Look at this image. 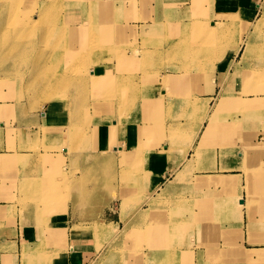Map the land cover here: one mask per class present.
<instances>
[{
    "label": "crops",
    "instance_id": "1",
    "mask_svg": "<svg viewBox=\"0 0 264 264\" xmlns=\"http://www.w3.org/2000/svg\"><path fill=\"white\" fill-rule=\"evenodd\" d=\"M41 1L20 0L21 8ZM190 1L151 0L149 6H144L148 9L137 8L126 14L117 4L113 6L112 19L118 26L130 17L160 22L159 26L145 27L142 35L139 33L140 43L144 35L163 26L165 32L170 27L175 33L186 28L179 25L192 17L193 11L184 9ZM95 2H76L74 10L82 19H93L98 11L92 7ZM257 3L258 0H212L211 6H206L215 15L211 20H218V14H222L230 20L237 17L243 21L236 29L238 43L245 35L244 28L252 31L251 25L259 14ZM163 7L175 14L163 13ZM135 23L140 31L143 23ZM125 31V38L133 41L131 32L127 28ZM250 36L251 51L245 53L246 43L237 51L235 47L223 62L215 65L216 71L210 75L185 76L170 71L173 77L167 85L160 84L162 79L158 75L142 91L140 76H126L136 101L126 112L117 106L100 107L99 116L92 117L91 105L77 109L72 98L59 96L33 108L12 93L7 100H0V264H264V121L239 124L231 120L230 113L236 108L237 97L262 104L260 115L264 118V75L258 79L254 71L263 65L253 54L260 41L258 34L251 32ZM153 41L149 37V42ZM111 67L114 76L120 78V74H115V60H111ZM108 70L103 66L98 77L104 78ZM148 96L161 103L152 112L148 108L152 121L143 124L144 110L136 106ZM176 97L179 100L173 101ZM221 99L222 107L210 126L207 117ZM196 104L201 105V111ZM161 110L165 115L160 122ZM120 113L125 115L116 116ZM109 114L116 118L109 119ZM177 114L183 117L176 118ZM87 124L94 140L80 143L76 131ZM140 126L147 134L153 131L152 138H144L142 145ZM113 129L121 135L113 133ZM171 129L178 130L174 144L169 140ZM255 131L259 133L256 140L251 138L246 143L259 149L246 154L241 140L244 133L255 136ZM188 133H193L192 142L188 141ZM139 146H142L141 156L137 152ZM195 146L199 147L195 152L197 157L193 153ZM120 149L130 154L131 160H136L143 170V201L139 202V196L133 199L140 189H125L133 186L135 179L123 181L125 186L118 179L117 186L109 180L114 162L120 161ZM192 157L188 177L197 178L193 182L195 189H175L183 181L174 189L163 188L170 180L172 183L185 164L191 165L188 160ZM250 170H258V174L253 175ZM181 175L177 173L176 177ZM205 176L212 183L209 188L202 186L206 179L201 177ZM161 193L160 201L176 199L179 194L181 220L189 218L184 213L183 200L194 193L197 205L194 245L146 249L142 255L131 258L124 250V235L113 240L107 237L103 226L113 223L122 229L128 220V227L150 223L145 215L156 205H152V199ZM124 196L136 200V208L122 219L120 208Z\"/></svg>",
    "mask_w": 264,
    "mask_h": 264
},
{
    "label": "rangeland",
    "instance_id": "2",
    "mask_svg": "<svg viewBox=\"0 0 264 264\" xmlns=\"http://www.w3.org/2000/svg\"><path fill=\"white\" fill-rule=\"evenodd\" d=\"M81 1L83 0H61V3L57 4V0H42L41 2L29 4L21 8L20 0H0V100L3 98H5L3 100H7V96L9 97L10 93H12L18 100L28 101L29 108H33L34 105L46 104L53 97L59 96L65 99L69 98L70 100L72 98L71 101L77 109L84 104L91 105L93 110L91 116H99L97 111L100 107L110 109L117 106L118 109L122 110L124 107L123 104H125L127 100L126 98L131 95L133 96L131 92L133 89L131 85L127 83L126 76H141L139 85H141L140 89L142 91L144 85H148L151 79L158 75L162 79L160 84L162 86L167 85L171 77H173L171 73L169 74L170 71L185 76L191 74L210 75L216 71L215 65L219 61L223 62L228 53L234 52L235 47H237L236 49L241 47L238 46L236 41V29L240 28L241 22L243 21L238 18L235 20L236 22L232 21L226 24V26L231 25V27L228 26L229 28L219 29L218 32L212 34V37L203 33L201 30L197 31V29L195 30L190 27L183 28L184 31L182 29L178 33H175L174 30L169 27L166 31L168 35H166L165 27L163 26L150 35H144L141 42L138 43L137 36L140 32V35L144 33L142 32L143 28L159 26L161 25L160 22L152 21L154 20L152 16H149L152 23L147 18L130 17L126 18L125 21L136 20L141 23L147 21L148 24L139 27L140 31L138 27L135 26H132V28L128 26L117 27L112 19V12L107 15V12L104 11L100 16L93 19L86 18L85 20H79L78 17L73 18L72 14L75 3ZM112 1L113 6H115L119 0ZM123 1L124 3L119 2V4H124L123 11L125 14L137 10V8L148 9L147 7L151 3V0H145L146 3L143 0H139V2L137 0ZM211 1L212 0H191L188 2L187 5L191 3L196 5L190 10L193 11V14L189 20L193 19L192 21H195L196 25L203 22L209 25L211 21H215L216 28L220 23L224 22V19L228 17L222 14H218V20L214 18L212 20L210 19L215 16L212 15L210 7L206 6L207 4L211 6ZM69 2L70 4L72 2L71 7ZM258 4L257 6L263 5L264 0H258ZM146 5L148 6L144 8ZM153 8L155 7L153 6ZM149 9H151V7ZM164 9L166 10V8L163 7V13ZM96 10L99 9L97 8ZM74 12L77 11L74 10ZM169 12H172V10L169 9ZM36 21L37 26L32 29V25H34ZM208 21L210 22L208 23ZM112 26L114 27L112 28ZM75 27L79 29L80 35L74 36L70 32V28L74 29ZM126 28L131 32L130 34L133 36V41H129V39L125 38ZM251 29L253 31V25H251ZM148 36L150 38L152 37V41L155 40L149 42ZM169 37L171 39H169ZM257 39L263 44L260 43L259 46L255 45L257 48L253 50V54L255 58L260 60L263 66L255 68L254 71L255 74H257V78L259 76L263 78V28L262 32L257 36ZM147 48H152L151 53L153 54L148 56L147 50H145ZM252 48L253 43L250 42L249 47L245 49V53L251 51ZM135 49H139L137 53L138 58L133 60L130 58V54L133 53V55H135ZM111 60L116 61L117 69L115 74H120V78H116L111 71ZM104 61L106 62L105 64H103ZM94 62H96L97 66ZM107 63L109 64L106 65ZM95 66L101 72L103 66L110 71L108 70L109 72L104 78L98 77L96 79H90L88 77L90 71H97L95 70ZM79 72L82 75L85 74L82 76ZM74 73H79L78 75L81 80L78 78V75L75 77ZM82 77L85 78V80L87 79V82L83 80ZM81 81L85 82L81 83ZM84 86L87 87L85 88ZM146 98V101L141 103V108L139 109L140 111L144 110L143 124L144 122L149 123L152 121L151 116L148 115V108H150L152 112V109L154 111L157 104L161 103L159 99H149V96ZM174 100H179V98H173V101ZM196 100L197 99L193 101ZM223 101L224 100L221 99L220 104L207 117L209 118L208 122L210 126L214 122L215 116L220 111ZM234 101L236 108L230 111L231 120L233 122L239 124L246 122L247 124L253 125L260 121H264L263 115H260L262 104H259L258 101L252 100L249 102L237 97ZM191 105H194V102ZM196 106L200 111L202 110L200 104H196ZM177 109L178 106H176V110ZM162 112L161 110L160 122L164 114ZM123 115L125 114L120 113L116 116L119 117ZM107 116H109V119L110 117L116 118L115 115L109 114ZM192 116H195V114ZM180 117H183V115H176V118ZM112 132L121 135L116 129H113ZM151 132L147 134L144 130L142 131L140 126L139 137L141 145L144 138L146 140L152 138L153 134ZM113 133L112 136L114 137L115 135ZM177 133L178 130H170L169 140L172 144L176 143ZM193 133H188L186 135L188 141L193 139ZM257 134L259 133H256V131L255 136L254 134L251 136L248 133H244V138L241 141L245 144L243 148L247 149L246 154H249L251 150L258 151L257 149L259 148L255 146L251 147L249 143L248 146L246 143L247 141H251V138H257ZM242 135L243 134L240 136ZM76 139L80 143L94 140L93 131L88 124L85 128L77 129ZM198 148V146L193 147V153L196 157L197 155L195 152ZM239 148H242V144ZM141 151L142 146H139L137 152L140 156L142 155ZM76 154L78 153L76 152ZM119 155H121L120 161L114 162L115 171H111L109 175L112 177L109 178V180H112L115 186H117L116 179H118L120 185H122L123 181L127 183L128 179L132 181L135 179L134 185L128 188L125 187V189H140V191L144 189V176L141 166H138V163L135 162L136 160H131L130 154L128 155V153L120 152ZM193 158L194 157L188 160V162H191L189 167L185 164L182 169L177 171V173L182 174L181 177L177 178L176 173L172 179V183L170 180L163 188L170 186L168 189H174L177 184L183 181L181 185L175 189H195L193 182H195L197 178L188 177L193 164ZM250 171L253 175L258 174V170ZM247 172L249 173V171ZM202 178L206 179L202 186L206 188L212 186L208 176L201 177V179ZM124 183L123 185L125 186ZM202 186L198 189H202ZM231 187L222 188L231 189ZM162 193H164V190H162ZM162 193L152 199V205H156L148 212L150 213L148 214L149 216L145 215L146 218L151 220L150 223L144 226L134 225L128 227V220L125 222L122 229L117 228V225L113 223L104 224L116 225V229L118 230L117 235L113 238L107 234V230L104 231L107 237L116 240L121 234L124 235V250H126L125 252H127L128 256L131 258L133 255H142V252L146 249L159 247L167 249L169 246L181 247L194 245L192 241H194L193 238L195 236L196 227L193 223L195 216L194 210L197 206L196 199L193 197L194 193L189 194L191 196L189 199L184 197L185 199L183 200L184 213L187 212L189 214V218L186 220H181V201L179 199V194L176 195V199L170 200L168 198V200L162 199L160 201ZM130 195L131 197L133 196L132 194ZM137 196H139V202L143 201L141 199L143 196L142 191L140 193L136 192L133 199L137 198ZM131 197L124 196L122 199L120 208V216L122 219H125L127 214L136 208V200H133ZM179 221V224L176 223ZM155 222L156 224H154ZM151 236L152 241H150ZM191 252L192 251L189 249L188 253L191 254Z\"/></svg>",
    "mask_w": 264,
    "mask_h": 264
},
{
    "label": "bare ground",
    "instance_id": "3",
    "mask_svg": "<svg viewBox=\"0 0 264 264\" xmlns=\"http://www.w3.org/2000/svg\"><path fill=\"white\" fill-rule=\"evenodd\" d=\"M95 1H97V2H95L94 3V5H93V7L95 8V10L98 8L99 10L96 12V15L94 16V17H98V16H100L101 15V13L104 11V12H107V15L110 13V12H112V10H113V1L112 0H95ZM138 2H139V0H137ZM145 3H146V1L145 0H143ZM158 1V0H157ZM119 2H123L124 3V1L123 0H119L118 1V3L117 4H119ZM85 3V2H84ZM117 4H115V6H117ZM151 4V3H150ZM258 4V3H257ZM122 6V8H124V4L123 5H121ZM196 5L194 4V3H191L189 6H186V7H184V9L186 8V9H189V10H192L194 7H195ZM80 7V6H79ZM155 7V6H154ZM173 7V6H172ZM86 8V7H85ZM181 8V7H180ZM260 8V9H259ZM130 9V8H129ZM258 9H259V12H260V14L256 17V19H255V21H254V23L252 24L253 25V31H251L250 29H247V28H244V36L243 37H241L240 39H239V42H238V46L240 47L241 45H243L244 43H246V48H248L249 47V45H250V42H251V40H252V38H251V32H252V35H253V33H255V34H260L261 32H262V28H263V31H264V4L263 5H260L259 7H258ZM130 11V10H129ZM164 11H168L169 12V9L168 10H165L164 9ZM257 11V10H256ZM84 13V12H83ZM169 13H171V14H175V12H169ZM185 13V12H184ZM84 15H85V13H84ZM87 15V14H86ZM81 15L80 14H78L77 12H74V10H73V14H72V17L73 18H77L78 17V19L80 20V19H82L81 17H80ZM237 19V17H235V19H229V18H225L224 19V22H222V23H220V25L216 28V23H215V21H208V23L210 22V24L208 25V24H204V22L203 23H199V24H195V21H192V20H189V21H182V25L180 24L179 26H183V27H190V28H193V29H197V31L198 30H201L203 33H205V34H207V35H209L210 37H212V34H214L215 32H218L219 31V29H225V28H229V27H231V25H228V26H226V24H228V23H230V22H232V21H235ZM82 20H85V19H82ZM131 21H133V22H135L136 20H126L124 23H123V25L122 26H128V27H131L132 28V26H134L136 23H131ZM214 22V23H213ZM114 24V23H113ZM112 24V25H113ZM148 23L147 22H145V23H143L142 25H141V27L142 26H144V25H147ZM35 26H37V21L36 22H34V25H32V29L35 27ZM241 26V25H240ZM114 26H112V28H113ZM117 27H119L118 25H117ZM109 28V27H108ZM179 28V27H178ZM248 30V31H247ZM249 30L251 31V32H249ZM183 31H184V29H183ZM189 31H192V30H189ZM70 32L74 35V36H76V35H80V31H79V29L77 28V27H75L74 29L73 28H70ZM142 32H144V28H143V30H142ZM215 36V35H214ZM262 38V37H261ZM215 39V38H214ZM261 44H263L262 42H260ZM245 45V44H244ZM238 47V48H239ZM138 48V47H137ZM162 49H163V47H162ZM145 50H147V54H148V56L149 55H151V54H153V53H151V51H152V48H147V49H145ZM238 49H236V51H237ZM250 50V49H249ZM134 51H136V54L135 55H133V53L132 54H130L131 55V59H135V58H138V55H137V53L139 52V49H135ZM87 53V52H86ZM122 60H123V58H122ZM94 64L97 66V64H96V62H94ZM95 66V70H97L96 72H94L93 70H91L90 71V73H89V78L90 79H96L97 77H98V75L99 74H101L102 72L97 68ZM78 72V71H77ZM87 72H89V71H87ZM76 73V72H75ZM74 73V74H75ZM80 73V72H79ZM78 73V74H79ZM84 73V72H83ZM96 73V74H95ZM74 74H72V75H74ZM78 74H75V77H77V75ZM85 74V73H84ZM83 74V75H84ZM80 75H82L81 73H80ZM82 75V76H83ZM70 77V76H69ZM73 77V76H72ZM141 77V76H140ZM78 78H79V75H78ZM83 78V77H82ZM124 78V77H123ZM70 79V78H69ZM80 79V78H79ZM81 80V79H80ZM83 80H85V78H83ZM89 80V79H88ZM86 82H87V79L85 80ZM85 81H81V83L82 82H85ZM122 82H123V80H122ZM87 84V83H86ZM85 87V86H84ZM87 87V86H86ZM85 87V88H86ZM117 95V94H116ZM135 96V95H134ZM127 97V96H126ZM127 100H126V102H125V104H123L124 105V109L122 108V110L124 111L125 110V112H126V109L128 108V109H130V107L131 106H133L134 104H135V97H127L126 98ZM142 99H145V100H142V102H144V101H146V99L147 98H142ZM150 99V98H149ZM109 101V100H108ZM114 101V100H113ZM118 101V100H117ZM120 102V101H119ZM141 101H138V105L136 106V107H138V109H140L141 108V103H142ZM111 103V102H110ZM113 103V102H112ZM117 105H119V104H117ZM121 105V104H120ZM122 105V106H123ZM137 109V108H136ZM121 110V111H122ZM133 110V109H132ZM209 119V118H208ZM145 123V122H144ZM120 152H121V149L119 150ZM188 165V164H187ZM27 187V186H26ZM164 190V189H163ZM40 194V193H39ZM154 224H156V222L154 223ZM107 230V234H109L112 238L113 237H115L116 235H117V233H118V230L116 229V225H104V227H103V231H106Z\"/></svg>",
    "mask_w": 264,
    "mask_h": 264
}]
</instances>
